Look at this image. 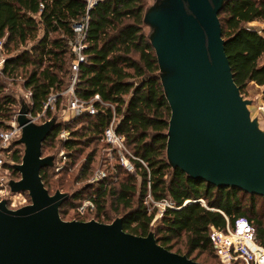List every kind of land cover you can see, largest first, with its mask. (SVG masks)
<instances>
[{
    "label": "trees",
    "instance_id": "1",
    "mask_svg": "<svg viewBox=\"0 0 264 264\" xmlns=\"http://www.w3.org/2000/svg\"><path fill=\"white\" fill-rule=\"evenodd\" d=\"M145 8L144 0H98L90 10L87 0H0V42L6 53L0 68V132L9 128L17 114L16 96L6 91L4 79L15 80L20 69L26 74L24 87L29 90L32 115L43 111L51 95H56L57 104L60 102L63 91L72 81L75 60L72 45L76 40L73 26L88 15L83 51L86 59L79 65L75 92L85 101L99 95L103 103L96 102L95 115H77L63 128L55 129L43 148L59 141L72 164L77 153L82 154L85 148L101 141L104 130L116 116L117 131L124 135L133 153L146 162L147 168L135 162L140 170V184L137 174L132 173L117 187L103 180L85 198L94 202L96 216L79 215L71 220L95 218L108 223L111 219L106 218L107 204L112 197L117 211L127 210L122 215L124 230L146 236L155 218V213H149L145 204L150 180L155 201L170 199L175 203L165 210L155 232L158 243L167 249L173 251L175 243L170 244L176 239L183 242L187 250L183 255L189 258L197 250L215 253L210 227L225 228L227 223L219 210L231 224L238 218H247L255 228L257 242L264 247V212L259 214L256 209L257 199L264 197L208 185L188 177L179 168L173 170L167 163L166 133L171 110L157 76L155 51L144 31ZM219 18L236 84L242 93L252 83L262 87L264 102V27H250L255 21L264 23V0H230ZM83 119L87 120L86 124L80 129H71V123ZM64 129L70 135L59 138ZM94 155L87 156L82 175L90 171ZM12 158L21 162L19 146ZM52 169L41 171L46 188L51 192L53 187L64 185L70 190L72 183L55 179ZM85 186L74 192L63 206L81 199L88 188ZM246 198L250 200L248 205ZM198 199H204L209 208L195 201ZM175 252L182 254L180 250Z\"/></svg>",
    "mask_w": 264,
    "mask_h": 264
},
{
    "label": "water",
    "instance_id": "2",
    "mask_svg": "<svg viewBox=\"0 0 264 264\" xmlns=\"http://www.w3.org/2000/svg\"><path fill=\"white\" fill-rule=\"evenodd\" d=\"M230 0H152L143 27L153 47L171 115L166 159L188 177L217 188L264 197V128L253 116V100L234 80L219 14ZM16 122L21 162L11 165L0 200V264H204L146 236L124 230V216L110 223L64 220L61 207L73 193L46 188L41 171L54 168L57 154L43 144L62 124L55 114L30 117L21 96ZM27 193L30 203L13 209L11 196Z\"/></svg>",
    "mask_w": 264,
    "mask_h": 264
},
{
    "label": "rangeland",
    "instance_id": "3",
    "mask_svg": "<svg viewBox=\"0 0 264 264\" xmlns=\"http://www.w3.org/2000/svg\"><path fill=\"white\" fill-rule=\"evenodd\" d=\"M152 0H144V3L146 5L150 4ZM250 27H252L250 25ZM256 27V26H255ZM260 28V27H258ZM6 57V53L3 49V47H0V68H2L3 65V59ZM26 80V74L25 72L20 69L18 76L15 77V80L13 79H4L7 85L6 91L8 93H11L16 96L17 99V112L20 107L19 98L21 96H25L31 101L29 90H27L24 87V83ZM70 86V85H69ZM68 86V87H69ZM68 88H66L63 91V98L60 100V102L57 104L55 103L53 108L50 109V118L57 114L60 117V120L62 121L61 127L63 128L68 124L72 119L76 118L77 115L73 113L72 110H70V94L67 91ZM244 96L248 99L253 100V104L251 105L252 114L255 117H258L261 123V126L264 128V102L262 100V87L257 86L256 84L252 83L248 86L245 93H243ZM34 117H37V114H33ZM41 122V121H38ZM87 123V120H78L77 122L71 123V129L76 130L80 129L84 124ZM61 132H64V136L61 135L59 138H66L70 135V131L67 129L62 130ZM16 148L13 149H17ZM22 150V147H20ZM130 152L132 154L133 150L129 148ZM59 152V154L57 153ZM56 153L57 159H56V167H54L51 170V175L55 177V179H66L65 181L71 182L72 188L68 190L67 187H64V185H59L58 188H54L51 190V193L53 194L57 189H60L61 191H67L71 193H76L77 190H80L84 188L85 185H87L86 193L83 194L81 199H75L73 201H70L69 204L63 206L61 209V216L65 220H71L73 217L78 216L79 209L81 206L84 205L86 202L87 196L95 191L97 185L101 183L103 180H105L107 183H110L112 186H118L119 182L124 180L128 173L137 174V183L140 184L141 177H140V170L137 168L135 163H132V166L129 164V166L123 165L120 156L122 154L117 151L113 146H109L106 143H104L102 140L99 142H94L91 144L88 148L84 149V152L82 154L77 153L75 157L72 159L73 163H70V158L67 156L66 150H64L62 144L55 140L54 142H50L46 147L43 148V155H48ZM91 153H95L94 160L91 165L90 171L86 175H82V166L85 163L87 156ZM65 169H68L65 170ZM104 172L105 177L104 179H100V173ZM11 176L13 179H19L20 175L11 171ZM86 187V186H85ZM113 198H108V204H107V214L106 218H110L111 220L108 221V223L112 222L116 217L122 216L127 212V210H124L123 208H120L119 211L115 209V206L112 204ZM30 203V197L27 193H19L11 196V202L10 207L13 209L22 207L26 204ZM80 203V204H79ZM247 205L250 203L249 198H246ZM79 204V205H78ZM246 205V204H245ZM77 206V207H76ZM149 213H155V218L152 222V229L156 232V229L161 224V218L159 215V209L158 207L154 206L153 204L148 207ZM256 209L259 214H262L264 212V199L258 198L256 201ZM90 214V216H96V209L94 210H87L85 215ZM174 240L172 242L173 245V251L180 250L182 254H186L187 250L185 249L183 242ZM191 258L194 260L204 263V264H222L220 260L216 257L215 253H209V252H201V251H195L191 255Z\"/></svg>",
    "mask_w": 264,
    "mask_h": 264
},
{
    "label": "built area",
    "instance_id": "4",
    "mask_svg": "<svg viewBox=\"0 0 264 264\" xmlns=\"http://www.w3.org/2000/svg\"><path fill=\"white\" fill-rule=\"evenodd\" d=\"M98 0H87V8L90 10ZM43 7V5H41ZM89 16L83 17V19L74 24V31L76 32V40L72 45V50L75 55V60L72 65V81L67 91L70 94V110L75 113V115L91 114L95 115L97 113L96 102L103 103L99 95H95L90 101L82 100L78 97L75 92V85L79 72V65L82 61L86 59L84 55L85 48V35L88 27ZM0 47L2 43L0 42ZM29 100V99H28ZM56 95H51L44 105V109L41 113L34 117L30 112V117L38 122L45 121L49 119L48 113L51 108H53L56 103ZM31 103V101L29 100ZM17 115V114H16ZM118 120L116 116L113 117L110 124L104 130L101 140L109 146H113L117 151H119L122 156L120 159L125 166H132V163L138 162L147 168L146 162L141 158L132 154L129 147L126 144V140L123 134L117 131ZM21 134V128L16 122V116L10 123L8 129L0 132V200L6 195L7 188L4 185V180L7 178H12L11 171L14 169L11 165L17 163L13 160L12 156L14 153L13 142ZM60 135L63 137L64 132ZM105 173H100V179H104ZM150 180L148 181L149 192L147 194L145 204L147 207L150 204L160 208L159 215L163 216L167 208L174 207L175 203L170 199H164L162 201H155L150 192ZM201 206L209 208L207 202L204 199L195 200ZM95 204L91 199H87L83 206L79 209V214L81 217L85 216L87 210H94ZM149 211V209H148ZM222 215L227 220L225 228H219L216 226L210 227V237L213 243V247L217 258L222 264H264V247L261 246L256 240L255 228L251 225L247 218H238L233 224H231L229 218L226 214L219 210ZM95 219V218H90ZM79 220V219H78Z\"/></svg>",
    "mask_w": 264,
    "mask_h": 264
},
{
    "label": "crops",
    "instance_id": "5",
    "mask_svg": "<svg viewBox=\"0 0 264 264\" xmlns=\"http://www.w3.org/2000/svg\"><path fill=\"white\" fill-rule=\"evenodd\" d=\"M250 25L251 26L260 27V28H263L264 27V23H261L259 21L252 22Z\"/></svg>",
    "mask_w": 264,
    "mask_h": 264
}]
</instances>
